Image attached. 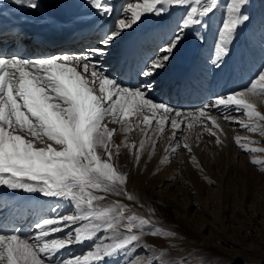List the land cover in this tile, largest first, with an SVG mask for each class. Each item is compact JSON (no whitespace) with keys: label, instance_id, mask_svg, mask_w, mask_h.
Returning a JSON list of instances; mask_svg holds the SVG:
<instances>
[{"label":"snow or ice","instance_id":"1","mask_svg":"<svg viewBox=\"0 0 264 264\" xmlns=\"http://www.w3.org/2000/svg\"><path fill=\"white\" fill-rule=\"evenodd\" d=\"M118 2L84 0L98 18L100 27L95 42L79 54L61 53L30 59L18 53L0 52V186L64 201L75 213L61 211V205L57 203L50 209V215L29 225V232L20 228L6 230L0 226V264H46V261L47 264H107L109 260L136 264L139 258L129 257L128 253L137 245L150 246L142 241V235L132 234L134 228L142 230L148 226L154 235H173L151 229L148 221L134 214L125 216L127 206L119 202L104 208L94 206L93 201L103 197L88 190L113 191L126 195L129 200L136 199L124 190L126 174L119 173L111 163L115 153L110 141L116 129L107 127L106 116L111 115V122H117L134 113L148 111L153 115L145 116L144 122L150 126L157 121L161 133L166 124L177 132L182 131V123L192 127L187 121L171 118L172 115L183 117L181 110L154 102L150 95L155 88L153 78L174 57L187 32L196 26L207 27L206 18L218 7V0H141L138 3L122 0L119 7ZM249 2L229 0L227 17L218 30L214 47L212 62L215 67L222 65L238 28L251 19L245 10ZM12 3L32 10L40 7V0H12ZM175 8L185 11L176 26L163 34V42L155 54L135 67L137 82L126 86L120 75L111 78L100 69L98 58L105 56L125 33L139 26L148 15L165 17ZM197 35L201 40L204 38L199 32ZM154 38L155 30L140 39ZM136 43L139 41L134 42L131 50L135 49ZM77 67L88 75L77 71ZM97 87L99 95L96 94ZM252 92L264 94V66L245 88L217 94L207 104H202L196 109L197 119H211L206 113L212 110L223 109L225 119H230L229 112L244 111L249 123H236L255 132L258 130L255 119L264 120V115L245 98L246 93ZM211 122L219 127L215 120ZM259 130L264 131V128ZM45 138L62 147H53L52 143L45 142ZM177 139L174 132L172 154L180 147L191 151L187 143H176ZM235 140L242 149L251 151L241 143L240 137ZM36 141L44 146H35ZM217 142H220L219 138ZM115 147L118 150L119 146ZM139 148L143 150V141ZM98 149H103L106 159H101ZM136 158L138 161L139 155ZM121 227L129 234H120ZM57 233L62 234V238L55 237ZM111 240L115 242H104ZM89 241L92 244L85 253L58 259L62 250ZM143 264H159V261L145 259Z\"/></svg>","mask_w":264,"mask_h":264},{"label":"rangeland","instance_id":"2","mask_svg":"<svg viewBox=\"0 0 264 264\" xmlns=\"http://www.w3.org/2000/svg\"><path fill=\"white\" fill-rule=\"evenodd\" d=\"M57 1L51 0V4L54 6ZM130 2L138 3L141 0H130ZM74 3H76L75 0ZM228 3L229 0H218V7L206 18L207 27L196 26L193 28L194 30L186 33L174 57L164 68L165 70L173 69L190 47L192 48V50L190 48L191 52L197 49L193 42L196 41L197 32H199L200 36L204 37L203 40H209L211 44L210 47L207 46L208 44L203 46L197 55L200 58V60L198 59L200 64L208 59L203 62V67L206 72L209 70L213 72L214 88L220 86L216 77L222 76L225 71L228 72L225 76H229L230 79H227V83L224 82L226 84L222 83L227 88L226 90L229 89L226 92L230 93L235 88L238 90L245 88L241 87L234 79V83H230L234 69H223V65L228 61L237 68L245 66L254 70L255 76L258 70L264 66V0H250L245 10L251 19L238 28L234 39L228 46V54L223 57L222 65L217 68L213 66L212 62L214 47L217 43L218 30L227 17L226 6ZM76 4L80 5V3ZM117 6L119 7V4ZM82 7H68L67 9L70 11H80L81 8L90 9L84 2ZM90 11L92 12L91 9ZM184 11L185 9L180 8V12L175 13L173 21H179ZM149 17L150 15L143 21ZM163 30L164 28H162ZM168 31L170 32V30ZM163 37L162 35L161 39ZM156 43L152 44L156 45ZM245 44H248L246 49H244ZM199 49L195 52H198ZM206 49L208 52L205 51ZM99 61L102 60L99 59ZM102 65L105 66V69L102 70H107L109 64ZM79 70L82 69L79 68ZM245 71L247 75L251 76L249 70ZM230 85L235 86L231 87ZM155 94L158 93L155 92ZM251 94L245 98L254 105L257 112L264 115V94L259 92ZM157 97H155L156 102H162L160 100L163 99H157ZM168 105L171 106V104ZM171 107L179 109L175 105ZM198 108L180 107L183 117L171 116L172 119L187 121L192 125V127H186L182 123V131L176 132L179 134L176 143L181 145L187 143L191 151L180 147L176 154H172V147H170V145L175 146L172 142L173 137L171 139L169 137V134L174 133V130L171 132L173 128L166 124L164 131L160 135L158 133L155 135L156 130L160 127L159 123L153 121L150 125L151 130H146L147 123L144 122L142 112L124 118L125 124L129 123L125 127L130 130L123 134V137L115 139L119 129L117 127L111 138V145L114 146L115 143L122 145L126 139L130 140L131 137L134 143H138L137 145L143 141L146 158L137 174V183L133 185L128 177L123 187L126 192L138 189L142 196L147 195L149 200L146 202L144 196L141 199L142 202L137 205L129 201L126 195H119L113 191L89 189L88 191L93 195L103 197V199L93 201V205L104 208L114 206L119 202L127 206L124 209L125 216L134 214L140 219L148 221L151 229L173 233L170 236L154 235L148 226L142 230L139 227L134 228L132 234L142 235V241L150 246L142 248L137 245L133 251L128 253L129 257L139 258L136 264H143L145 259L159 261V264H184L185 261L187 264H264V163L253 162L254 160L264 162V131L259 130L264 128V120L255 119L254 123L258 126V130L253 132L236 123V121L249 123V117L244 111L229 112L227 115L230 119H225V115L222 114L223 109L212 110L206 113L207 117H211V119H197L196 109ZM189 113L192 115L190 116ZM132 116L137 117L136 121ZM211 120H215L219 127L213 125ZM109 121L111 122L112 119ZM152 135H155L157 140L155 138L156 142L149 143L148 146ZM236 137H240L241 143L246 144L251 151L242 149L236 143ZM217 138H219V143ZM164 140L170 141V143L163 146ZM45 142L52 143L53 147L57 149L62 147L47 141L46 138ZM39 144L41 143L36 141L35 146H44L43 143ZM99 154L103 155V152L99 151ZM101 159L106 158L101 157ZM128 174L132 175V171H129ZM52 200H54L55 206L58 201L54 198L50 201ZM63 202L60 201V210L67 211L70 205L67 207L68 204L63 205ZM67 212L75 214L71 208ZM75 226L77 225L73 227ZM119 232L122 235L129 234L123 227L119 229ZM54 236L62 238L60 233L54 234ZM104 242L114 243L115 240ZM87 243L73 245L62 250L58 259H62L60 258L62 254L70 257L85 253L92 244V242L88 245ZM153 253H155L154 256ZM107 264H118V261L109 260Z\"/></svg>","mask_w":264,"mask_h":264},{"label":"bare ground","instance_id":"3","mask_svg":"<svg viewBox=\"0 0 264 264\" xmlns=\"http://www.w3.org/2000/svg\"><path fill=\"white\" fill-rule=\"evenodd\" d=\"M75 1L76 3H80V5L74 3V0H58L57 3L53 6L51 4V0H40V7L36 10H32L25 6L14 5L12 3V0H0V10L2 9H5V10L12 9L13 10L12 16L5 17V19L8 22L19 23V22L26 21V20L40 19V21L36 22L35 25H40V27L42 28V32H41L42 40L38 44H34L35 51H37L36 54H34V57L25 56L24 58L40 59V58L49 57L50 56L49 52L53 50H59L58 53H56L55 55H60L61 53L67 54L66 50H71L72 48L74 49L75 54H79L82 50L85 49L84 48L85 45L92 43V40L97 37V29L100 27V24L98 23V18H96L92 14L90 9L88 8L82 9L83 8L82 4L84 1H79V0H75ZM68 7H74V8L82 7V8L80 11H77V10L70 11L67 9ZM176 9L177 8L173 9L171 13L165 17H155V16L150 15V17L147 18L145 21H143L139 26H134L132 30H129L127 33H125L121 39H118L117 42H115L108 49L107 54L105 56H100L98 58L103 61V63L102 61H99L100 69H103L105 67L102 64L107 65L109 64V62H111L112 59H114L116 62H121L122 64L124 63L122 65V70H124V72H122L121 69L118 72H116V70L114 72V69L117 68V66H112V68H109L108 66L106 68L107 70H103V72L109 75L110 77L112 76L114 72L113 74L114 78L117 77V75H120L124 80V84L126 85H129L130 82L131 83L137 82L139 78L135 76V67L143 63V61L147 60L152 55H154L158 45L163 42L164 37L161 39L163 33L169 32L168 30L171 31L176 26L178 21L177 20L173 21V18L175 16V13L180 12V8L177 9V12H176ZM56 10H59V11H56ZM91 22H94L95 31L88 36H84V33L78 29L77 25H88ZM162 28H164L163 31H162ZM154 30H155L156 38L148 40V41H143L140 39L141 37H143L145 33H153ZM18 31H19L18 34L21 36V39L23 41H24V38H23L24 35L33 34L32 32H22L21 29H19ZM132 34H134L137 38V41H139V47H138V50L133 52V54L129 58L127 54L126 55L121 54L122 52L121 50H123L125 41L128 40V36ZM189 34L191 35V33ZM237 42L239 43L240 41H237ZM152 43L154 44L156 43V45ZM24 44H25V41H24ZM193 44L195 47H197V49L194 50V52H191L192 48L190 47L191 50L190 48L187 50V52L185 53V56H183L180 59L178 64L173 69H170V70L162 69L156 75L157 78L156 77L153 78L154 83H155V88L150 93V95H151V98L154 100V102H156L155 97L158 96L157 99H160V98L163 99V100H160L162 102H158V103H166V104L168 103V104H171V106L175 105V107H178L179 110H181L180 107L181 108L184 107L186 109H193V108L200 107L202 104H206V102L209 101L210 98L216 95L217 91H218V94L228 93L226 91H228L229 89L226 90L227 88H225L224 86V84H226L228 81L227 79H229V76H225L228 72L226 73V71L224 70L225 73H222V76L218 75L216 77V80L220 84V86L219 88H214L215 84L213 82V72L211 70H209V72H206L204 70L203 65H199L197 63L200 60L197 54H199L200 50L206 44H208L207 46L210 47L211 44L209 40H203V39L200 40L199 37H196V41L193 42ZM198 48H200L199 51L195 52L198 50ZM239 48H243V47H239ZM205 51L208 52L207 49ZM16 53L19 54V52H16ZM245 55L247 56V53ZM135 58L137 60L134 65V68H132L130 65L124 68L125 62L128 59H129V62H131V60L133 61ZM93 59H95V57ZM186 67H189V68H186ZM225 68L226 69L232 68L234 69V71L237 70V66H232L231 63L228 61L225 62L223 65V69ZM180 69H184V73L182 74V77L178 79L177 77H175V73L179 71ZM77 71H81L83 75H88V74L83 73L82 70H79V67H77ZM230 83L231 84L234 83L233 77L231 78ZM174 85L176 88L177 86L178 87L181 86L180 92L184 94L188 93L190 94V96L184 95L179 101H177L175 98L176 92L172 91V88ZM185 86H186V91L182 92V88ZM230 86L233 87L235 85H230ZM231 87H230V90H231ZM236 89L238 90V88H235L231 90V92L235 91ZM155 92L158 94H155ZM96 94L97 95L100 94L98 87L96 88ZM250 94L251 93H246L245 96H249ZM142 114L144 115V117L146 115L147 116L153 115V113L148 112V111L144 113L142 112ZM132 117H134L136 121L137 117L136 116H132ZM110 119L113 120V117L111 115L106 116L104 118V123L107 124V127L109 129H117V127L119 128L117 130L115 139L116 138L119 139L123 137V134H126L127 131H129V130H126L128 129V127H125V126L129 123L125 124L126 122L125 119L120 122H110L109 121ZM159 128L157 130L155 129L156 130L155 135L157 133L159 135L161 134V132L159 131ZM149 129H150V126L149 124H147L146 130H149ZM173 130L175 133L177 132L176 129H172L171 132H173ZM173 134L174 133L169 134L170 139L171 137H173ZM155 135H152V137L150 138V141L148 142V146H149V143L153 144V142H156L157 137ZM176 135H179V134H176ZM131 139L130 140L126 139L122 143V145H120L121 143L114 142L115 145L113 146L114 147L113 152L115 154L112 157L111 163H113L114 167L117 169L119 173L126 174L127 179L129 177L130 178L129 181H131V183L135 185L137 183L136 182L137 181L136 178L138 177L137 174L139 173L141 166L143 165V160H145L146 156H145L144 150H140L139 148L140 145H137L138 143H134L133 140ZM168 142L170 143V141L164 140L162 145L164 146V144ZM115 146H119L118 150ZM171 147H173V145ZM99 151L101 153L103 152V149H98V153ZM137 155H139L138 161L136 158ZM101 157L106 158V153L103 152V155L101 154ZM129 171H132V175L128 174ZM138 183L141 184L140 182ZM12 191L11 189H8L5 186H0V201L2 199L11 206V208L7 209L6 211H2V215L13 222L17 220L18 215L20 214H23L24 216L28 217L30 215L28 213V209H30L31 207L39 210L37 217H35V221L38 220L39 219L38 217L40 218L43 217L44 214L48 210H50L51 207H49V205L47 204L49 203L53 204V201H54V200L50 201L52 198L43 197L38 193L28 194L20 190H12ZM11 193L14 194V196L10 197ZM127 193L132 194L136 197V199L134 200H129V199L128 200L134 202L137 205H139V203L142 202L141 199H143L142 197L144 196H145L144 199L146 200V202H148L149 200V198H147V195L142 196L141 192L138 189L127 191ZM58 203H60V201H58ZM62 204L64 205L66 203L63 202ZM68 206L69 204L67 205V207ZM70 208L71 206L68 208V210ZM40 212H42V214H40ZM48 215H50V211ZM90 242H88L87 245L90 244Z\"/></svg>","mask_w":264,"mask_h":264}]
</instances>
